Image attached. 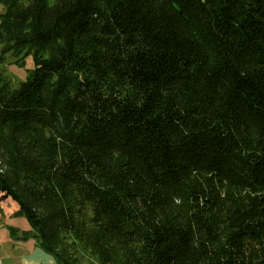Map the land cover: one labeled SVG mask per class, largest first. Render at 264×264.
I'll list each match as a JSON object with an SVG mask.
<instances>
[{"label": "trees", "instance_id": "16d2710c", "mask_svg": "<svg viewBox=\"0 0 264 264\" xmlns=\"http://www.w3.org/2000/svg\"><path fill=\"white\" fill-rule=\"evenodd\" d=\"M0 4V200L58 264H264V0Z\"/></svg>", "mask_w": 264, "mask_h": 264}, {"label": "rangeland", "instance_id": "374dc122", "mask_svg": "<svg viewBox=\"0 0 264 264\" xmlns=\"http://www.w3.org/2000/svg\"><path fill=\"white\" fill-rule=\"evenodd\" d=\"M2 11L3 6L0 4V14ZM8 61V65L0 66V71L7 77L10 75L14 77L13 80L26 79L30 69L33 68L31 57L26 59L23 66L14 64V60L11 58ZM0 168V171L6 170L1 159ZM17 210L18 204L11 198L0 200V258L3 259L4 264H41L40 262H44V258L40 257L39 253L50 254H47L45 250H40V238L33 232L25 217L16 216ZM24 236H35L39 242L34 237L24 239ZM90 262L91 260L88 258L81 259V264H90Z\"/></svg>", "mask_w": 264, "mask_h": 264}, {"label": "crops", "instance_id": "0c3cea01", "mask_svg": "<svg viewBox=\"0 0 264 264\" xmlns=\"http://www.w3.org/2000/svg\"><path fill=\"white\" fill-rule=\"evenodd\" d=\"M27 237H34V239L36 238L35 236H24V239H26ZM37 242H39L37 239H35ZM39 246H40V250H44L41 245H40V242H39ZM46 252V251H45ZM48 254V253H47ZM40 257H43L44 258V262H40L41 264H58L54 258L51 256V255H43V254H40ZM46 256H49V257H46ZM46 258V259H45ZM1 259V264H4V261L2 258Z\"/></svg>", "mask_w": 264, "mask_h": 264}, {"label": "built area", "instance_id": "2783aa9c", "mask_svg": "<svg viewBox=\"0 0 264 264\" xmlns=\"http://www.w3.org/2000/svg\"><path fill=\"white\" fill-rule=\"evenodd\" d=\"M0 264H1V259H0Z\"/></svg>", "mask_w": 264, "mask_h": 264}]
</instances>
